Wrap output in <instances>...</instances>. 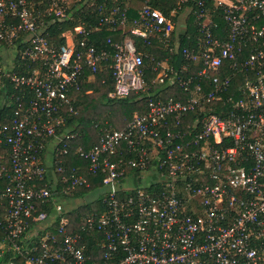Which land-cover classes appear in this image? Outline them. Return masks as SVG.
Wrapping results in <instances>:
<instances>
[{"label":"built area","instance_id":"1","mask_svg":"<svg viewBox=\"0 0 264 264\" xmlns=\"http://www.w3.org/2000/svg\"><path fill=\"white\" fill-rule=\"evenodd\" d=\"M154 1L0 0V47L33 65L26 74L0 66V84L19 93L8 96L16 106L0 129L10 158V169L0 165V264H264V0H178L168 14ZM189 13L196 33L186 46ZM100 30L119 40L95 47L89 35ZM151 41L168 56L150 65L138 44ZM175 55L186 60L180 70ZM108 59L109 98L154 94L148 69L152 84L187 97L150 96L144 113L75 150L85 170L67 171L69 91ZM238 75L237 96L225 98ZM215 104L231 109L216 113ZM94 176L104 209L73 229L71 197ZM93 232L97 257L84 241Z\"/></svg>","mask_w":264,"mask_h":264},{"label":"trees","instance_id":"2","mask_svg":"<svg viewBox=\"0 0 264 264\" xmlns=\"http://www.w3.org/2000/svg\"><path fill=\"white\" fill-rule=\"evenodd\" d=\"M177 1L178 0H155L153 5L160 9L164 14H168L169 10L176 5ZM140 4L141 3L137 1L130 3V10L128 12L129 17L132 18L135 16L136 9L140 7ZM88 17L90 23L95 21L96 17L91 14ZM194 19V15L190 13L186 17V33L181 37L182 45H193L194 34L196 33ZM214 20L222 26V21L218 15L214 16ZM62 27L65 28V24H63ZM59 32L60 29L55 27L52 30L51 35L57 37ZM109 37L113 41H118L119 33H113L108 30L93 31L89 35V40L95 47L104 48L106 40ZM62 41L64 40L61 39L60 42ZM151 42L152 43L150 44H138L146 55L144 57V62L150 65L153 62L151 61L152 57L156 60H160L168 56L167 50L164 49L159 42ZM107 61V65L100 67L99 71L94 75L85 71L81 78L80 89L69 91L70 96L75 100V102H73L75 112L74 114L71 113L67 116L66 128H64L65 132L74 136L72 139L65 140L71 147L69 154L64 158L68 167L67 171L71 167L81 168L82 171L85 170L86 161L79 158L75 154V150L78 147L88 149L96 144L104 128L111 127L114 129H121L132 119L134 113H144L150 96L162 99L173 97L181 100H184L187 97L177 86L161 89L158 85L152 84L151 81L154 79L156 73L148 69L145 74V79L150 85L149 92H154V94L147 96V94L144 93H129L127 96L121 98H109L108 93L113 89V81L109 74L108 66L112 61L110 59ZM169 61L177 70H180V68L186 63V60L180 55L171 57ZM21 65V63L19 64V61H16L13 67V70L17 74H26L33 68V65H31L25 69L26 66L23 67V65ZM179 73L185 76V72L179 71ZM241 82L242 78L240 75L234 77L228 91L224 94V97L226 98L230 94L233 97H236ZM3 93L6 95L7 99L5 104L0 106V129L1 126L10 122V119L13 116L14 107L16 106L14 100L11 101L8 96L13 95L14 97H17L19 95L18 90L13 88L12 83L6 79H2V83L0 84V95ZM229 109H231L229 105L222 106L221 104H215L216 113H224ZM117 112L121 114L120 122L114 121ZM188 117H194V115L192 114ZM2 138V132H0V165H4L6 168L10 169L9 148ZM88 179L91 182L89 188L80 187L73 193V196L80 199L79 202L82 201L77 206L69 207L70 209L67 216L71 220V227L73 229L78 230L81 225V218L84 215L100 213L104 209V206L100 202L101 194L98 198L89 203L82 200L83 198L86 199L85 197H87L93 190L100 189L101 182L99 177L94 176L89 177ZM6 184L7 179L5 177L1 178L0 193L4 191ZM96 235V232L85 234L84 241L87 246V252L97 257L99 256L100 251L94 242V237H96Z\"/></svg>","mask_w":264,"mask_h":264},{"label":"rangeland","instance_id":"3","mask_svg":"<svg viewBox=\"0 0 264 264\" xmlns=\"http://www.w3.org/2000/svg\"><path fill=\"white\" fill-rule=\"evenodd\" d=\"M15 63H16L15 51L12 49H5L3 47H0V66L3 68L4 67L10 68V67H14ZM1 105H2V98L0 99V106ZM120 118H121V114L117 112L114 117V121L120 122L121 121ZM101 193H102V189L93 190L90 194H88L87 197H85L86 199L83 198L82 200H85L86 202L89 203L91 201H94L96 198H98V196H100ZM80 202L77 201L76 203L80 204ZM71 206H75V205H71Z\"/></svg>","mask_w":264,"mask_h":264},{"label":"crops","instance_id":"4","mask_svg":"<svg viewBox=\"0 0 264 264\" xmlns=\"http://www.w3.org/2000/svg\"><path fill=\"white\" fill-rule=\"evenodd\" d=\"M15 57H16V52H15ZM4 68L6 69V67H4ZM7 69H13V67H10V68H7ZM4 95H5L4 93L2 95H0V99L2 98V105L5 104V100L7 99L6 97H3ZM50 153H51V149L47 148L46 151H45V154H46V160L45 161H46L47 165H49L50 155H51ZM79 200L80 199L75 197V196L71 197V200H70L71 201V205L77 206L78 204L76 202L79 201Z\"/></svg>","mask_w":264,"mask_h":264}]
</instances>
